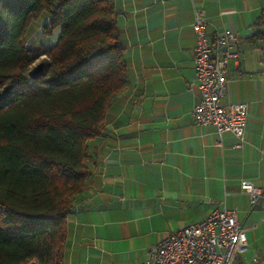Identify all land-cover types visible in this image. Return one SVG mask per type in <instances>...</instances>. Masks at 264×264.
<instances>
[{
	"label": "crops",
	"instance_id": "obj_1",
	"mask_svg": "<svg viewBox=\"0 0 264 264\" xmlns=\"http://www.w3.org/2000/svg\"><path fill=\"white\" fill-rule=\"evenodd\" d=\"M208 36L230 31L242 58L228 66L222 102L246 105V141L193 117L195 6ZM128 86L111 103L106 130L88 141L92 174L68 216L64 264H139L152 246L214 210H237L247 249L236 264H264V42L248 37L264 0H114Z\"/></svg>",
	"mask_w": 264,
	"mask_h": 264
},
{
	"label": "trees",
	"instance_id": "obj_2",
	"mask_svg": "<svg viewBox=\"0 0 264 264\" xmlns=\"http://www.w3.org/2000/svg\"><path fill=\"white\" fill-rule=\"evenodd\" d=\"M40 18L60 30L54 45L27 43ZM253 28L264 42V11ZM125 54L114 0H0V264H64L88 141L128 86Z\"/></svg>",
	"mask_w": 264,
	"mask_h": 264
},
{
	"label": "built area",
	"instance_id": "obj_3",
	"mask_svg": "<svg viewBox=\"0 0 264 264\" xmlns=\"http://www.w3.org/2000/svg\"><path fill=\"white\" fill-rule=\"evenodd\" d=\"M193 30L197 38L195 70L200 98L194 106L193 117L200 125H212L222 139L233 133L241 146L246 141L248 110L246 105L226 106L222 99L230 80L228 66L238 62L242 53L236 34L226 31L208 36V21L204 9L196 4ZM251 205L264 199V194L250 182H242ZM248 245L246 228L237 210L227 207L214 210L204 220L165 236L152 246L145 261L139 264H236L235 260ZM251 264H260L255 256Z\"/></svg>",
	"mask_w": 264,
	"mask_h": 264
},
{
	"label": "rangeland",
	"instance_id": "obj_4",
	"mask_svg": "<svg viewBox=\"0 0 264 264\" xmlns=\"http://www.w3.org/2000/svg\"><path fill=\"white\" fill-rule=\"evenodd\" d=\"M45 19L40 18L39 21L33 22L31 24V28L29 30L27 36V43L32 44L35 48H43L44 46L48 47L50 45H54L58 37L60 35V30L57 29L50 35L45 33ZM45 59V57H41L39 60L35 62V64H42L41 60Z\"/></svg>",
	"mask_w": 264,
	"mask_h": 264
},
{
	"label": "water",
	"instance_id": "obj_5",
	"mask_svg": "<svg viewBox=\"0 0 264 264\" xmlns=\"http://www.w3.org/2000/svg\"><path fill=\"white\" fill-rule=\"evenodd\" d=\"M42 67H43V64H40V66H39V68H38V71L41 70ZM11 88H12V85L8 86V87L6 88V90H5V92H6V93L9 92V91L11 90Z\"/></svg>",
	"mask_w": 264,
	"mask_h": 264
}]
</instances>
